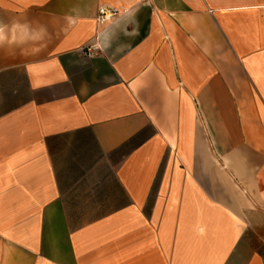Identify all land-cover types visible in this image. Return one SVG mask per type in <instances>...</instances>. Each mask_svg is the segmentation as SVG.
Returning a JSON list of instances; mask_svg holds the SVG:
<instances>
[{
  "label": "crops",
  "instance_id": "obj_1",
  "mask_svg": "<svg viewBox=\"0 0 264 264\" xmlns=\"http://www.w3.org/2000/svg\"><path fill=\"white\" fill-rule=\"evenodd\" d=\"M0 264H264V0H0Z\"/></svg>",
  "mask_w": 264,
  "mask_h": 264
},
{
  "label": "built area",
  "instance_id": "obj_2",
  "mask_svg": "<svg viewBox=\"0 0 264 264\" xmlns=\"http://www.w3.org/2000/svg\"><path fill=\"white\" fill-rule=\"evenodd\" d=\"M119 14V10L115 7L101 6L98 8L97 22L103 24L115 18ZM82 52L88 56H91L94 52V48L87 47Z\"/></svg>",
  "mask_w": 264,
  "mask_h": 264
}]
</instances>
